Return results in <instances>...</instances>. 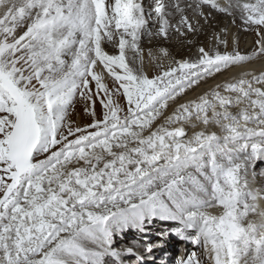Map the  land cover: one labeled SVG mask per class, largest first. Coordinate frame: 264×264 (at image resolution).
Masks as SVG:
<instances>
[{
    "label": "snow or ice",
    "instance_id": "1",
    "mask_svg": "<svg viewBox=\"0 0 264 264\" xmlns=\"http://www.w3.org/2000/svg\"><path fill=\"white\" fill-rule=\"evenodd\" d=\"M186 10L196 24L238 13L257 51L201 47L166 65V49L149 51L150 77L149 21L165 40L195 33ZM258 57L264 0H0V264H145L152 244L118 249L116 238L156 222L201 249L175 264H264V73L184 100ZM78 100L84 127L70 120Z\"/></svg>",
    "mask_w": 264,
    "mask_h": 264
},
{
    "label": "bare ground",
    "instance_id": "2",
    "mask_svg": "<svg viewBox=\"0 0 264 264\" xmlns=\"http://www.w3.org/2000/svg\"><path fill=\"white\" fill-rule=\"evenodd\" d=\"M107 2V0H106ZM146 10L149 8L151 0H142ZM167 2V0H166ZM183 3V0H181ZM221 4L224 0H219ZM187 15L192 18L193 24L197 27L198 31L195 33H187L185 36H180L175 31H170L169 39L165 40L162 37L156 36L155 32L158 28V24L155 20L149 21V29L153 35L149 36L145 34L141 40V48L144 52L145 66L149 76L154 75L159 69L156 67L155 63L149 62L148 53L152 52L153 56L159 58L161 56V49H166L169 53V57L163 61L166 65L174 60H189L194 61L198 57L199 48L203 47L206 50L215 49L221 53L239 51L241 55L251 56L253 52L257 51L258 45L257 40L259 39L254 31H245L244 26L239 20V14H235V23H233V17L227 16L222 13L212 12L208 16V21L205 22L204 18H200L199 24H196V20L192 17L191 10H186ZM207 14L208 10L205 9ZM170 23L175 25L179 21V16L170 17ZM253 34L250 38L249 34ZM219 40L227 41V46L223 43H219ZM105 50L109 54H116L117 50L106 45ZM129 53V57H131ZM244 73H254L259 75L264 73V57L254 58L250 62L243 66H233L230 69H226L223 73H217L215 77H210L206 82H201L195 90H189L188 94L184 97V100L194 99L196 96L210 90L214 89L217 84H224L225 82H233L239 79ZM106 83L111 86V81L108 80L106 73ZM184 102V101H181ZM120 103L124 105L126 101L123 97L120 98ZM80 110H84V105L79 100L76 103ZM96 111L98 116L102 114V108L97 100ZM235 111V110H234ZM74 117V116H73ZM77 120L89 121L91 118L89 116H84L79 114ZM256 186H264V162H258L256 168ZM163 235V239L161 236ZM186 240H180L174 234V226L166 222H156L153 224L146 236H141L139 233L129 232L126 235L118 236L116 238L115 246L121 245V249L126 247H135L139 250H143V245L152 244L154 246V252L151 256L145 253V264H166L165 259L172 262L176 255L173 249L182 247ZM183 255V248H181ZM180 250V251H181ZM201 253V249L192 244L187 247V255L192 252ZM181 255V256H182ZM178 257L179 258H181ZM125 264H136L135 259H125Z\"/></svg>",
    "mask_w": 264,
    "mask_h": 264
},
{
    "label": "rangeland",
    "instance_id": "3",
    "mask_svg": "<svg viewBox=\"0 0 264 264\" xmlns=\"http://www.w3.org/2000/svg\"><path fill=\"white\" fill-rule=\"evenodd\" d=\"M249 37L250 38H252L253 37V34L251 33V34H249ZM107 76V75H106ZM108 78V77H107ZM108 80H110L111 81V78H108ZM82 113V115H84V116H88L86 113H85V111L84 110H80L79 108H78V105L76 104L75 105V108H74V110L71 112V114H70V120L73 122V124L74 125H79V126H81V127H84V126H86L88 123H89V121H86V120H77V117L79 116V114H81ZM74 116V117H73ZM117 248L118 249H121V245H119V246H117ZM181 252H182V250H181ZM178 257H180V256H178Z\"/></svg>",
    "mask_w": 264,
    "mask_h": 264
}]
</instances>
